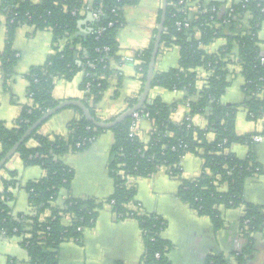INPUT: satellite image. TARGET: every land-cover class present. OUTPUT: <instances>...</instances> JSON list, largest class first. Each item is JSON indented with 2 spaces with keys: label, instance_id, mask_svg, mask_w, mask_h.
Listing matches in <instances>:
<instances>
[{
  "label": "trees",
  "instance_id": "16d2710c",
  "mask_svg": "<svg viewBox=\"0 0 264 264\" xmlns=\"http://www.w3.org/2000/svg\"><path fill=\"white\" fill-rule=\"evenodd\" d=\"M139 2L0 0V12L6 16V39L0 54V72L5 77L14 73L18 62V53L12 42L19 27L26 25L35 31L52 34V54L43 65L31 67L25 75L28 103L22 107L12 127L0 121V160L35 122L60 103L53 96L58 79L70 81L82 72L81 102L92 117L101 121L94 108L102 99L112 74L108 60L118 51L117 34L125 24L124 7ZM180 2L167 0L159 49L160 53L166 48H177L178 65L165 73H155L152 87L186 94L184 103L186 105L189 100V108L182 121H172L176 104L166 105L158 97L148 98L145 109L139 111L142 120L151 126L148 141L144 143L138 134L131 135L132 117L104 130L86 121L77 107H68L75 110L79 118L67 124L66 136L41 135L39 130L44 122L14 154L25 167L37 166L45 173L43 178L30 181L25 186L30 207L28 214L14 215L8 206L13 199L11 189L17 181L16 173H11L9 180L0 177L3 184L0 191V240L4 233L8 239L17 238L27 252L28 264H58L61 245L79 242L84 230L94 226L104 205L110 207L116 220L129 218L138 223L144 264H170L168 254L173 246L160 236L166 227L165 220L145 212L135 200L136 180L150 178L160 170L179 181L176 197L198 216L210 219L216 231L224 225L221 208H243L238 235L245 244L233 254V262L224 256H208L204 264H247L254 254L257 236L264 229V211L262 207L244 200V186L247 179L264 171L256 158V134L238 135L236 115L243 107L251 121L264 116V62H261L264 55L259 49L258 39L264 23V0L230 2L224 7L215 0H208L207 5L197 0ZM87 6L92 12L101 9L102 16L93 22L89 35L82 38L76 35V26L89 12L84 11ZM113 9L117 15L112 14ZM160 15L161 10L157 23ZM108 23L113 25L108 27ZM185 23L189 28L184 27ZM100 27L105 30L97 34ZM156 32L157 29L155 35ZM221 39L225 43L215 52L205 50ZM154 40L155 37L147 49L136 53V71L142 84L146 80ZM230 66H237L244 79L242 92L245 100L241 105H224L221 102L230 84ZM200 70L205 73L201 88L198 87ZM138 100V97L128 99L126 110L136 105ZM117 116L104 122H111ZM195 116L205 117L207 124L204 128L194 125ZM107 131L114 136L107 166L113 193L100 201L68 197L62 208H58L55 202L60 192H69L73 179V171L62 162V157L84 151ZM29 141H34L35 146L28 147ZM234 144L248 148L245 158L240 159L230 152ZM189 154L202 160V170L199 176L188 180L182 177L181 162Z\"/></svg>",
  "mask_w": 264,
  "mask_h": 264
},
{
  "label": "crops",
  "instance_id": "0c3cea01",
  "mask_svg": "<svg viewBox=\"0 0 264 264\" xmlns=\"http://www.w3.org/2000/svg\"><path fill=\"white\" fill-rule=\"evenodd\" d=\"M207 5L208 0H197ZM222 7L234 0H215ZM239 0L237 2H240ZM162 0H140L135 5L124 7L125 24L118 31V51L109 58L108 64L112 74L102 99L95 106L96 116L101 121H107L127 108V100L140 98L143 85L141 76L136 71L138 65L135 59L138 51L147 49L155 37L161 10ZM6 16L0 12V54L3 52L6 39ZM93 17L90 12L77 23V36L85 38L91 32ZM259 49L264 55V23L258 34ZM224 40H217L206 47L208 53L215 52L223 46ZM13 49L18 53V62L14 73L5 77L0 72V121L12 127L14 119L19 116L22 107L28 103L26 98L27 81L25 75L33 66L43 65L52 54V34L49 31H35L32 27H19L13 38ZM179 52L175 47L160 51L157 56L154 74L165 73L176 68ZM1 65V64H0ZM229 87L221 102L224 105H241L245 96L242 92L244 79L237 66L229 67ZM205 73L199 71L198 87L203 85ZM83 73L80 72L70 81L58 79L55 81L53 96L61 102L80 101L83 92L80 85ZM186 94L182 91L169 92L160 87H151L149 99L160 98L166 105L176 104L172 121L178 123L186 115L184 103ZM79 118L72 108H64L50 117L41 127L39 133L47 136H66L67 124ZM194 125L204 128L205 117L195 116ZM151 126L148 121L141 120L137 133L144 143L148 141ZM236 133L245 135L255 133V152L257 161L264 171V116L257 121L247 117L243 107L236 115ZM114 142L111 132H104L87 149L78 153H68L62 157V162L73 171V179L68 191H61L55 205L62 208L68 197L75 199L104 200L114 190L112 179L108 174L110 149ZM28 147H34V141H29ZM248 148L234 144L230 152L243 159ZM182 177L192 179L201 174L202 160L194 155H187L181 162ZM16 173V184L11 189L13 199L8 203L12 214H28V195L25 186L30 181L39 180L45 173L37 166L25 167L19 157L14 155L0 172L2 179L9 180L10 174ZM136 184V201L147 213L161 216L166 227L160 234L161 238L172 244L168 254L170 264H204L208 256H224L233 262V254L245 244L238 235L240 217L243 208L220 209L224 220L223 227L216 231L206 217L196 214L186 204L182 203L176 193L179 181L171 178L165 170H160L150 178L138 179ZM3 184L0 179V191ZM244 200L263 208L264 211V172L261 175L247 179L244 186ZM67 223V221H66ZM143 242L138 223L133 219L116 220L108 205L98 212L94 226L84 230L79 242H66L59 249L58 264H144L142 262ZM28 264L26 250L17 238L0 240V264ZM247 264H264V229L257 236L255 252Z\"/></svg>",
  "mask_w": 264,
  "mask_h": 264
},
{
  "label": "water",
  "instance_id": "95a60500",
  "mask_svg": "<svg viewBox=\"0 0 264 264\" xmlns=\"http://www.w3.org/2000/svg\"><path fill=\"white\" fill-rule=\"evenodd\" d=\"M167 0H162L161 2V15H160V21L157 26V32L155 35V40L153 44V49L150 56V61L148 64L147 74H146V80L143 85V89L140 95V98L136 105L133 107L125 110L121 114H119L113 121L111 122H104V121H98L94 117H92L89 110L84 106V104L80 101H65L59 103L55 108L47 111L37 122L31 126V128L28 129V131L14 144V146L4 155V157L0 160V170L4 167V165L14 156L19 146L30 137V135L44 122H46L50 117H52L54 114H56L58 111L68 108V107H77L81 113L83 118L90 122L94 127L98 129H104L109 130L112 127L118 125L119 123L123 122L127 118L131 117L135 112H138L140 110L145 109L146 101L149 97V93L152 87V80L154 76V69L155 64L157 60V56L160 49V42H161V36L164 31V23L166 20V10H167Z\"/></svg>",
  "mask_w": 264,
  "mask_h": 264
},
{
  "label": "built area",
  "instance_id": "2783aa9c",
  "mask_svg": "<svg viewBox=\"0 0 264 264\" xmlns=\"http://www.w3.org/2000/svg\"><path fill=\"white\" fill-rule=\"evenodd\" d=\"M118 1H120V0H118ZM182 2H183V0H181V2H180V4H182ZM196 5H198V4H196ZM199 7V6H198ZM90 10V6H87V7H85V9H84V11H89ZM203 11H206V10H203ZM214 11V10H213ZM91 14H92V17H93V20L94 21H97V20H99L100 19V17L102 16V10L101 9H97L96 11H89ZM72 14L73 15H75L76 14V12H72ZM112 14L113 15H117V12H116V10L115 9H113L112 10ZM113 25V23H108V27H111ZM177 26H181L180 25V23H177ZM184 27L185 28H189V24L188 23H185L184 24ZM104 30H105V28L104 27H100V28H98L97 29V34H101V33H103L104 32ZM105 51H107V49L105 48ZM135 59H136V56H135ZM137 60V59H136ZM137 62H138V60H137ZM261 62L263 63L264 62V59L262 58L261 59ZM88 87H89V85H88ZM186 109H188L189 108V100L186 102ZM142 115H140V112L138 111V112H135L131 117H132V123H131V126H130V132H131V135H137L138 133H137V129H138V124H139V122L142 120V117H141ZM186 120H189V118H186ZM254 140H255V142L256 141H259L260 140V138H254ZM184 159V158H183ZM5 234V233H4ZM3 234V237H2V239H8V238H6L5 237V235ZM1 239V240H2Z\"/></svg>",
  "mask_w": 264,
  "mask_h": 264
},
{
  "label": "rangeland",
  "instance_id": "374dc122",
  "mask_svg": "<svg viewBox=\"0 0 264 264\" xmlns=\"http://www.w3.org/2000/svg\"><path fill=\"white\" fill-rule=\"evenodd\" d=\"M228 1H230V0H228ZM235 2H237V1H239V0H234ZM25 27H29V26H26V25H24Z\"/></svg>",
  "mask_w": 264,
  "mask_h": 264
}]
</instances>
